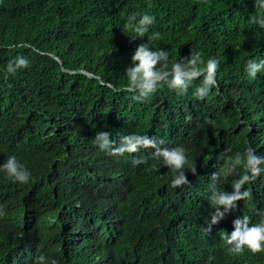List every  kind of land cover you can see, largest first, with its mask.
<instances>
[{"label":"trees","instance_id":"trees-1","mask_svg":"<svg viewBox=\"0 0 264 264\" xmlns=\"http://www.w3.org/2000/svg\"><path fill=\"white\" fill-rule=\"evenodd\" d=\"M131 13L156 17L145 38L132 40L124 29ZM255 14L253 0H0V163L15 155L32 173L27 184L0 173V264L18 260L20 247L52 249L55 258L44 264H88L112 248L116 264H132L134 222L162 237L151 264H264V252L232 255L222 239L235 218L260 219L264 173L245 186L249 199L209 235L202 230L213 211L209 184L222 166L218 155L249 144L264 154V72L252 81L243 74L247 59L264 58ZM151 32L162 39L152 41ZM147 40L170 51V64L192 48L203 59L216 57L218 89L199 100L196 80L183 96L161 87L134 101L123 75ZM17 55L30 60L29 68L6 75ZM103 130L113 140L137 132L184 146L196 174L186 172L188 184L172 188V171L154 161L152 149L99 151L92 139ZM133 156L146 163L134 166ZM232 179L222 177L217 187L230 191ZM142 200L150 204L135 219Z\"/></svg>","mask_w":264,"mask_h":264},{"label":"clouds","instance_id":"clouds-1","mask_svg":"<svg viewBox=\"0 0 264 264\" xmlns=\"http://www.w3.org/2000/svg\"><path fill=\"white\" fill-rule=\"evenodd\" d=\"M253 5L256 14L252 16L251 23L264 29V0H253ZM155 23L154 15L131 13L126 18L124 29L131 32L132 40H136L145 38ZM150 39L152 41L162 39V34L151 32ZM170 60V51L154 48L150 46L148 40L139 44L133 51L130 64L123 75L126 82L124 90L132 94L131 98L134 101L143 103L161 87H167L177 96H183L189 92L196 80L200 83L192 94L199 100H204L209 97L213 89H218L216 76L220 61L216 57L203 59L201 52L192 48L188 57L177 59L171 64ZM29 65L30 60L26 56L17 55L7 63L3 71L6 75L16 74L19 70L29 68ZM262 72H264V58H249L245 61L243 74L247 80L257 79L258 74ZM186 119L191 120L192 117L189 115ZM208 124L214 126V121L209 119ZM110 137H112V132L109 130L97 131L92 142L99 151L109 156L138 154L143 150L152 149L151 155L154 161L172 171L173 176L169 185L172 188L188 184L186 172L196 174V165L193 163L189 167V159L184 146L166 147L163 140L137 132L121 135L118 140L110 139ZM218 159L222 161V166L211 175L208 203L213 211L206 219L207 227L202 228L206 235H209L213 226L223 220L230 211L236 209L237 202L250 198L251 193L245 186L264 173V154H258L251 144L239 151L233 152L228 149L220 153ZM131 162L134 166H138L146 163V160L140 156H133ZM186 167H189L188 171H185ZM0 173L18 184H27L32 177L30 170L15 155L9 156L3 163H0ZM222 177L233 178L230 191L217 187ZM148 204L150 203L146 200L137 203L139 212L134 215L135 219L140 218L141 207L146 208ZM0 215H4L2 209H0ZM258 215L260 219L255 223L251 222L250 216L237 217L232 222L231 233L223 231V247L227 253L238 255L244 253L245 250L253 254L264 252V208L258 210ZM131 223L132 221L130 225ZM131 227L132 232L130 233L133 238H130L132 252L129 261L132 264H151L155 255H151L150 251L152 248L156 252L162 250L160 248L162 237H154V235L141 232L135 222ZM107 252H109L108 249ZM19 253L21 255L18 260L9 257L11 264H44L45 259L55 258L52 249L30 251L20 247ZM113 254L114 248L110 250L108 258L98 256L88 264H116ZM166 256L178 259L172 254ZM50 264H57V261L51 259ZM123 264L128 263L123 262Z\"/></svg>","mask_w":264,"mask_h":264}]
</instances>
